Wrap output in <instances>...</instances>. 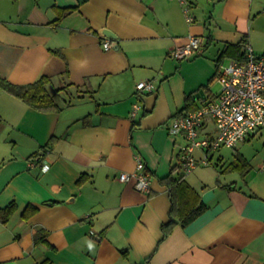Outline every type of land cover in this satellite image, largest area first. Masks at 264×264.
Instances as JSON below:
<instances>
[{"label":"crops","instance_id":"1","mask_svg":"<svg viewBox=\"0 0 264 264\" xmlns=\"http://www.w3.org/2000/svg\"><path fill=\"white\" fill-rule=\"evenodd\" d=\"M189 1L192 21L182 0H0V76H52L61 108L37 110L0 88V264H264V132L206 161L197 148L188 174L187 141L169 132L219 92L220 63L236 58L221 57L228 44L264 53V0ZM58 7L73 10L55 24ZM104 29L117 36L109 49ZM191 35L202 51L172 56ZM145 79L157 89L138 90ZM216 131L208 118L201 134ZM139 157L150 192L119 177ZM169 175H185L207 205L186 225L163 227Z\"/></svg>","mask_w":264,"mask_h":264},{"label":"built area","instance_id":"2","mask_svg":"<svg viewBox=\"0 0 264 264\" xmlns=\"http://www.w3.org/2000/svg\"><path fill=\"white\" fill-rule=\"evenodd\" d=\"M188 21L193 18L189 11V0H182ZM106 49L112 47L109 37H104ZM202 38L191 35L185 44L171 51L178 59L189 58L202 51ZM217 79L221 90L215 96L202 99L201 105L195 110L175 116L169 126L171 134L183 135L187 141L180 151L181 169L183 174L192 172L200 163L195 150L204 151L202 161L208 160L209 152L222 146L236 147L247 135L255 130L264 132V53L257 54L250 43L245 44L242 59L232 58L228 63H220ZM140 91L157 89L152 79L137 83ZM141 107L137 102L133 107L135 115ZM208 118L216 125V133L202 136L201 130ZM34 165V162L32 163ZM46 168V167H45ZM120 179H135V188L150 192L152 173L143 158H137L134 172H122Z\"/></svg>","mask_w":264,"mask_h":264},{"label":"trees","instance_id":"3","mask_svg":"<svg viewBox=\"0 0 264 264\" xmlns=\"http://www.w3.org/2000/svg\"><path fill=\"white\" fill-rule=\"evenodd\" d=\"M72 10L73 7H58L59 17L54 23L58 24L62 17L67 13H70ZM246 43L247 41L243 44H228L221 54V57L229 55L236 57L237 59H242L244 55L242 46H245ZM53 51L55 53H60L59 50ZM52 83L53 78L49 75H44L39 80L26 84H17L0 76V88L22 99L31 107L42 111L61 109L54 94L49 90ZM83 177L84 175L78 180L79 183L84 180ZM165 180L170 188L171 212L169 222L165 223L163 227L168 226L170 223L186 225L195 219L207 207L201 194L185 179V175L179 177H172L169 175ZM14 208L15 205L13 203L8 206L6 209L7 215L12 213ZM36 209L37 208L34 207L33 211ZM45 239L44 236H40L38 231L36 232L37 241H45Z\"/></svg>","mask_w":264,"mask_h":264},{"label":"water","instance_id":"4","mask_svg":"<svg viewBox=\"0 0 264 264\" xmlns=\"http://www.w3.org/2000/svg\"><path fill=\"white\" fill-rule=\"evenodd\" d=\"M103 35H105V36H107L109 38H112V39L117 37L109 29H104L103 30ZM201 94L205 96V90H201V92L198 94V96L201 95Z\"/></svg>","mask_w":264,"mask_h":264},{"label":"rangeland","instance_id":"5","mask_svg":"<svg viewBox=\"0 0 264 264\" xmlns=\"http://www.w3.org/2000/svg\"><path fill=\"white\" fill-rule=\"evenodd\" d=\"M226 63H227V60L225 61ZM146 80V79H145ZM214 82H215V86L213 87V92L214 93H217L218 91L220 92V90H221V83L218 81V79H216V80H213ZM218 92V93H219Z\"/></svg>","mask_w":264,"mask_h":264}]
</instances>
